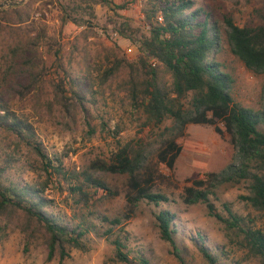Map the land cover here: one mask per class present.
I'll return each mask as SVG.
<instances>
[{"label": "rangeland", "instance_id": "obj_1", "mask_svg": "<svg viewBox=\"0 0 264 264\" xmlns=\"http://www.w3.org/2000/svg\"><path fill=\"white\" fill-rule=\"evenodd\" d=\"M195 1L219 30L212 55L233 78L234 101L260 110L264 74L248 70L230 51L223 18L231 15L239 26L256 25L260 20L255 11L264 0ZM145 6L144 0H25L1 7L5 11L0 12V96L32 125L34 140L50 161L56 165L61 161L64 168V173L46 170L31 147L0 128L3 178L46 186L44 194L53 201L49 211L71 225L81 219L95 224L99 232L87 234L89 250L70 248L62 264H126L115 257L110 240L116 237L124 242V252L133 263L142 256L149 264H181L157 226L155 213L164 208L176 213L178 249L187 264H207L193 242L196 232L203 234L206 246L219 254L222 263L245 256L238 238L224 234L221 222L208 215L205 204L182 200L184 189L194 180L232 160L229 135L218 134L212 125L190 123L176 139L180 151L169 165L171 152L165 159L160 156L166 151L164 126L170 120L158 125L148 119L140 105L143 93L139 91L138 99H133L125 68L116 67L111 76L106 75L118 60L139 55V41L149 30L144 26L148 23ZM16 44L24 51L14 55L10 47ZM165 79L169 80L168 74ZM124 144L143 151L140 177L168 201L156 206L143 200L129 212L128 175L106 172L98 163H110ZM87 174L104 181L109 189L89 184L84 195L70 191L69 186ZM245 194L244 183H226L214 190L211 200L224 216L222 204L227 203L238 214L253 215L257 227L264 226L263 213L246 203ZM100 216L123 217L109 239L101 235L108 224L101 223ZM25 227L21 214L0 218V264H59L58 255L47 258L40 234L31 237Z\"/></svg>", "mask_w": 264, "mask_h": 264}, {"label": "trees", "instance_id": "obj_2", "mask_svg": "<svg viewBox=\"0 0 264 264\" xmlns=\"http://www.w3.org/2000/svg\"><path fill=\"white\" fill-rule=\"evenodd\" d=\"M144 1V14L150 28L139 41V55L134 60H118L114 67L106 70V75L111 76L116 67L125 68L133 99H138L139 91L143 93L140 105L148 119L158 125L170 120V124L164 126L166 151L160 156L165 159L166 154L171 152L169 165L180 151L176 139L184 134L188 124L212 125L218 134L229 135L234 150L232 160L219 171L206 172L203 178L194 180L193 185L184 189L182 200L186 204H205L208 215L221 222L224 234H233L238 238L245 256L222 263L219 254L206 246L203 234L196 232L193 242L207 264H264V226L257 227L253 215L238 214L227 203L222 204L227 213L224 216L216 210L211 200V195L220 185L244 183L247 194L242 198L264 215V104L260 110L254 111L234 101L231 95L233 78L212 55L218 46L219 30L209 13L195 0ZM3 11L4 8H0V12ZM255 12L260 20L256 25L239 26L231 15H225V39L230 51L248 70L264 74V5L256 8ZM159 13L162 15L161 22L155 19ZM10 50L14 55L24 51L20 44L10 47ZM151 60L157 63L153 66ZM165 74L169 75V80L165 79ZM261 94L264 101V81ZM0 128L31 147L46 170L64 173L62 162L56 165L50 161L40 143L34 140L32 125L19 118L2 96ZM98 163L106 172L128 175L125 199L130 213L143 200L156 206L168 201L165 194L152 189L148 179L140 177L144 163L141 149L124 144L116 150L110 163ZM4 171L5 166L0 165V218L6 214H21L26 220L24 230L31 237L39 233L47 248V258L58 255L59 264L69 256L68 251L72 247L89 250L86 236L89 232L99 233L95 230V224L83 219L75 225L69 224L47 209L53 201L44 194L46 186L6 182ZM75 181L69 189L82 195L86 193L84 187L89 184L95 188L109 189L104 181L91 174L85 175L80 182L78 178ZM155 219L161 238L171 244L180 263L187 264L178 249L176 213L167 208L160 209L155 213ZM99 221L108 224L101 235L109 239L115 227L122 224L123 217L100 216ZM31 225L36 228L30 230ZM110 242L119 261L149 264L142 256L133 263L124 252L125 244L119 237Z\"/></svg>", "mask_w": 264, "mask_h": 264}, {"label": "water", "instance_id": "obj_3", "mask_svg": "<svg viewBox=\"0 0 264 264\" xmlns=\"http://www.w3.org/2000/svg\"><path fill=\"white\" fill-rule=\"evenodd\" d=\"M25 0H4L0 1V8L23 3Z\"/></svg>", "mask_w": 264, "mask_h": 264}, {"label": "built area", "instance_id": "obj_4", "mask_svg": "<svg viewBox=\"0 0 264 264\" xmlns=\"http://www.w3.org/2000/svg\"><path fill=\"white\" fill-rule=\"evenodd\" d=\"M156 21H158V22H161L162 21V15L159 13L157 16H156ZM144 26H145V28H147V29H149L150 28V25H149V23H145L144 24ZM128 50H131V47L130 48H128ZM157 63V61L156 60H151V65H155Z\"/></svg>", "mask_w": 264, "mask_h": 264}]
</instances>
